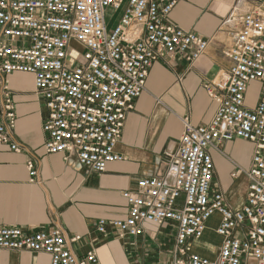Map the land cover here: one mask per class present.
Instances as JSON below:
<instances>
[{"label": "built area", "instance_id": "1", "mask_svg": "<svg viewBox=\"0 0 264 264\" xmlns=\"http://www.w3.org/2000/svg\"><path fill=\"white\" fill-rule=\"evenodd\" d=\"M125 0H0V144L20 152L14 138L16 111L5 78L32 75L33 93L44 106L43 147L48 154L74 156L87 170L102 173L125 156L115 148L127 115L145 90L156 62L181 55L195 61L208 40L169 20L182 0H128L109 28L105 10ZM233 26L224 50L228 66L205 80L203 89L216 103L205 124L182 118L183 131L174 152H165L164 176H142L134 189L121 192L124 217L100 218L95 234L137 240L147 225L170 230L169 264H264V0H253L242 13L226 19ZM252 82L258 99L246 105ZM235 138L252 144L248 167L234 163L232 178H246L245 200L231 208L214 185L211 149ZM29 181L37 165L26 162ZM221 237L214 257L198 253L211 217ZM82 236H67L53 226L24 230L0 226V249L42 252L49 264H101L96 248L78 253Z\"/></svg>", "mask_w": 264, "mask_h": 264}, {"label": "crops", "instance_id": "2", "mask_svg": "<svg viewBox=\"0 0 264 264\" xmlns=\"http://www.w3.org/2000/svg\"><path fill=\"white\" fill-rule=\"evenodd\" d=\"M253 0H182L176 4L169 20L208 40L205 51L193 62L176 55L151 67L145 90L127 112L121 137L115 150L125 159L107 165L102 173L83 169L74 156L48 154L43 147L41 116L45 109L33 93L32 75L15 72L5 78L11 89L16 111L14 138L21 151L0 144V226H17L24 230L59 227L67 236L79 234L82 239L73 247L79 253L96 248L101 264L108 263V249L115 261L131 256L132 250H122L112 234L96 243L95 224L100 218L111 220L124 217L127 204L121 192L134 189L142 176H164L168 163L165 152H174L183 131L182 118L191 124L207 123L216 103L208 97L202 84L227 68L224 50L230 45L233 26L227 22L231 12H245ZM25 77L28 82L9 85L13 78ZM256 83V82H253ZM255 86L259 90L258 83ZM250 88V87H249ZM246 94V105L256 104ZM253 146L235 138L221 144L223 153L211 149L214 164V185L220 188L228 205L241 207L245 200L246 178H232L235 165L248 167ZM33 158L37 165L36 181H29L26 162ZM218 220L214 214L194 249L214 257L221 243L213 227ZM157 235L151 240L154 252L166 238ZM102 239L101 237H97ZM145 242L147 237L143 236ZM102 241V240H101ZM172 242L170 236L169 245ZM167 244V245H168ZM144 253V249L142 250ZM125 254V255H124ZM0 264H49L42 252L0 249Z\"/></svg>", "mask_w": 264, "mask_h": 264}, {"label": "rangeland", "instance_id": "3", "mask_svg": "<svg viewBox=\"0 0 264 264\" xmlns=\"http://www.w3.org/2000/svg\"><path fill=\"white\" fill-rule=\"evenodd\" d=\"M127 1L125 0L122 6L115 10L111 7L106 8L105 10V19L107 22V25L109 28H111L120 18L121 14L123 13ZM28 81V79H25V77L18 76L16 78H13L12 82L9 85H14L16 82H23ZM256 83H251L249 86V93H248V98L250 101H253L256 96L259 94V90L256 89ZM258 88V87H257ZM159 230V237H164L166 238V245L163 246V244L158 247L157 251L154 252V244L151 242V240L157 235L158 231L157 229L153 227H146L145 231V237H147V240L144 242L142 240V237L137 238V240H134L133 238L125 237L122 239L120 242H118V246L122 250H132L131 256H125L124 258L117 254V259H119V263H117L112 256L110 249H108V263L109 264H169V257H168V247H169V242H170V236L168 235L170 233V230L166 229L165 227L158 228ZM111 230L108 229V234L109 237L111 236ZM97 237H101L102 241L98 239ZM103 235L95 234L93 236V240L96 243H101L103 242ZM168 244V245H167ZM145 250L144 253L142 250ZM125 255V254H124Z\"/></svg>", "mask_w": 264, "mask_h": 264}]
</instances>
